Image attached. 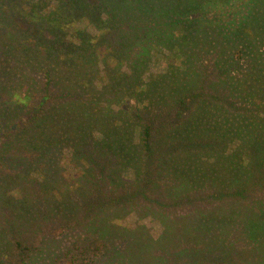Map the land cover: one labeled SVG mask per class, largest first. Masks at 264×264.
<instances>
[{"label": "trees", "instance_id": "1", "mask_svg": "<svg viewBox=\"0 0 264 264\" xmlns=\"http://www.w3.org/2000/svg\"><path fill=\"white\" fill-rule=\"evenodd\" d=\"M131 9L140 11L141 21L129 24L131 19H127L132 17ZM189 9H195L200 17L188 16L186 11ZM101 10L106 12L107 17L100 19L99 27L105 25L111 28L122 19L126 21L123 32L113 28L117 38L113 44L109 41L114 57L126 62L131 70V80L123 82V85L135 80L134 69L147 60L150 43L158 39L163 43L174 42L175 33L170 39L167 36L174 28L183 34V42L191 43L182 44L181 49L176 48V56L190 67L198 62L206 64L204 72L207 71V76L203 80H206V88L212 93L205 104L202 101L200 106V100L196 98L200 94L189 90L195 86L191 81L185 87L191 93L186 92L178 98L171 108L176 115L166 124L139 115L138 143L144 154H150L154 147L167 154L170 148H177L178 143L181 146V158L173 165L171 173L160 174L161 177L152 181H142L135 172L126 192L129 204L134 203L140 210L155 211L163 227L162 234L150 241V238L141 240L128 231H122L123 246L130 245L131 254L122 252L123 247L111 238L106 246L102 245L107 248V254L99 255L97 251L101 242L94 240L97 242L96 246H92L95 254L87 261H81L70 245L87 238L82 235L94 234L99 239L100 235L108 238L113 236V232L117 233L113 228L111 232L105 224L115 207L102 202L92 216H80L72 221L71 235L44 234L28 245L22 237L35 235L44 225V217L51 219L61 215V211L77 212L76 201L64 203L65 200H56L55 192L60 191H49L47 185L51 183L42 175L43 180H31L27 184L30 189L38 187L42 191L40 198L36 193L22 198L19 187V198L4 199L0 194V236L4 239L8 234L16 237L13 240L15 247L26 251V258L21 264H264V0H50L49 3L45 0H0V26L4 23L14 26L15 17L26 16L38 22V40L42 41L44 31L54 39L62 40L63 34L59 30H64L65 38L78 42L62 40L56 47L58 53L64 45H70L74 48L72 52L77 53L81 49L85 57L92 58L93 52L87 54L89 42L99 46L104 44L98 35L91 36L88 41L75 26L79 20L77 16ZM199 21L202 23L196 26ZM0 31V49L10 48L11 45L6 44V35ZM17 36L23 38L19 31L10 35L13 38ZM193 39L199 42V47ZM175 42L179 43L177 39ZM20 50L25 54L28 52L24 46ZM35 54L33 50L29 53L31 58H27L32 63ZM69 66L65 67V72L74 75L81 72ZM34 68L28 72L36 70ZM6 69L0 67V76ZM49 70L46 68L43 71L44 95L24 116L27 126L20 119L17 123L22 126L21 132L1 141L0 163L18 173L22 165L30 166L32 163L28 152L38 150L39 156L34 159L48 160L51 171L55 166L51 165V159L55 157L62 136L74 139L75 149L71 156L84 152L96 162L90 163L82 156L90 165L87 170L79 160H75L77 158L70 157L81 173L76 175L78 184H70L69 180L66 184L74 192H83L77 196L84 199L91 195L90 184L94 181V173L89 174L97 166L99 172L114 173L115 169L107 164L113 157L128 159L130 146L128 142L121 141L117 126L108 123V118L102 120L99 113L95 115L71 100L66 101V97L70 98V86L56 79ZM35 72L41 74L40 71ZM190 75L197 84L195 73ZM0 83L6 85L4 80ZM52 88L61 102L46 116L52 101ZM13 94L14 99L10 94L5 95L4 91L0 92L1 112L13 111L16 106L18 110L19 104L23 105L29 97L27 93H24L25 96L16 91ZM39 111L43 116L37 115ZM187 120L191 121V125L187 124ZM90 122L99 124L101 132V138L95 144L90 143L94 140ZM167 127L173 129L164 136L158 133ZM166 136V144H156ZM231 141L232 146L226 151L225 145ZM88 146L90 149H87ZM200 149L213 150L216 160L204 166L197 152ZM160 161L161 165L163 157ZM232 162L238 164H235L237 168L232 167ZM244 163L245 167L241 166ZM137 165L136 162L134 166ZM184 166L187 174H181ZM108 186L109 191L114 192L118 183L112 178ZM136 191L139 193L134 195ZM204 194L209 195L210 200L200 199ZM29 207H33L34 214H28ZM135 238L140 242L132 243ZM151 242L155 243L154 247ZM31 245L35 246L32 248ZM139 249L148 251L147 256L135 259L133 252L139 254Z\"/></svg>", "mask_w": 264, "mask_h": 264}, {"label": "rangeland", "instance_id": "2", "mask_svg": "<svg viewBox=\"0 0 264 264\" xmlns=\"http://www.w3.org/2000/svg\"><path fill=\"white\" fill-rule=\"evenodd\" d=\"M45 1H48L49 3L50 0ZM195 11V9H189L186 11V14L188 16H194L193 18H196L195 16L200 17V15H196ZM139 13L140 11L138 9H131L132 17H135L136 20L132 17L128 18L127 20L131 19L129 24L137 23L139 20H142V18H139L142 17ZM190 13H192V15H190ZM77 17L79 20L75 27L79 29L81 35L88 38V41H90V38L92 39L91 36L98 35L101 39L100 41L104 44L99 46L98 44L92 45V42H89L90 48L87 54L93 52L94 54H92V58H89V56L88 58L85 57L81 49L78 50L80 53L72 52L74 48L70 45H64L58 53L56 47L62 40L65 42L70 41V43L75 44L78 42L71 41L69 37L65 38L66 32L64 30H59L63 34L62 38H60L62 40L54 39L51 37V34L46 31L43 32L42 41L38 40L40 32V29L37 27L38 22L26 16L15 17L14 26L7 23L0 26V29L4 35H6V44L8 46L11 45L8 49H0V67L7 68L4 70V74L0 76V81L4 80V82H6L5 86H2L0 83V92L4 91L5 95L10 94L13 99V93L15 91L23 96H25L24 93H27L29 96L28 100H26L23 105L19 104L20 106L18 110H16V106L13 111H0V148L3 139H9L14 133L18 131L21 132L22 126L17 123L20 119H22L23 124L27 126V120L24 116L30 112L31 107L37 104V101L45 93V78L43 71L47 68L48 70H51V74L56 77V79H60L70 86V98L66 97V101L71 100L74 103H77V105L86 108L88 112L95 113V115L99 113L102 120L103 118H108V123L112 122L114 126H117V131L120 132L122 137L121 141L124 143L128 142L130 146V154H127L128 159L113 157L114 159L107 165L112 169H115L114 173H110V171L109 173L108 171L99 172L97 171V167L99 168V166L96 165V169L89 174L91 175L94 173V181L90 184L92 185L90 191L91 195L87 198L81 199L77 194L81 195L83 192H74L66 184V181L68 180L70 184H78L76 182V175L81 173L80 168L72 163L70 157H72V159L77 158L75 160H79L87 170H89L90 165L88 166V163L84 161L82 156L87 158L90 163L96 164V162L93 158H89L84 152L78 153L76 157H73V155L71 156L73 148L75 149V141L74 139L69 140L65 136H62L60 146L55 151V157H52L51 159V165H55L52 167L51 171H49L50 164L48 160L34 159L36 156H39L38 150L28 152V156L32 157V163L30 166L22 165L18 173L11 171L8 167L0 163V194L4 199H9L13 196L19 198L20 191L17 187L21 190L22 198L30 193L39 194L42 191L38 187L30 189L27 184L31 180H41L42 178L40 176L43 175L45 179H47V182L51 183L47 185L49 191H60H54L56 193L55 196L57 195V201L61 202L65 200L66 202L64 203L71 201L77 202V205H75L77 209L76 213L61 211L59 212L61 215H57L51 219L50 217H44V225L37 230L35 235H28L26 238L22 237L26 244L40 239L44 234L71 235L73 231V226L71 224L72 221H76L80 216H92L102 202L115 207L112 215L108 218L105 224L111 232L113 228L117 233L113 232V236L108 238L107 236L104 237L100 235L99 239H97L94 234L82 235V237L87 238H83V241L80 239L78 242L70 245V249L74 247L73 253L77 254L81 261H87L92 254H95L94 248L92 247L96 246L97 242L95 241H98L99 243L101 242L99 244L101 247L97 251L99 255L104 252L105 255L107 254V248L102 245L106 246L111 238L115 243H119V245L123 247V249H121L122 252H132L133 250L130 245L125 244L123 246L124 240L121 234L122 231H128L129 234L132 236H138L141 240H149L150 238V241L152 238H159L162 234L163 227L158 221L155 211L150 209L140 210L134 203L129 204L126 192L129 188V182H133L135 172L137 173V177L142 181L146 179L152 181L156 177H161L160 174L166 175L171 173L174 168L173 165L181 158V146L178 143L177 148H170L171 150H168L167 154L161 153L157 147H154L150 154H144L141 144L138 143V135L141 126V118L139 115L143 118H148L153 122H162L166 124L176 115V112L172 111L171 108L174 107V104L179 97L191 93L189 90H191L192 93L200 94L196 97L197 100H200V106L203 104L202 101H204V104L208 101L206 98L212 92L206 88V80H203L207 76V71L204 72L206 69L204 66H206V64L197 61L198 64L190 67L187 66L186 62L184 60L182 61L179 56H176V48L181 49L182 44L184 43L191 45V43L182 41L183 34L180 33L178 28H174L167 33L169 39L172 35L174 36L175 33L173 43H170L169 41H166L168 43H163V41L159 39L156 42L150 43V47L148 46L149 55L146 56L148 57L147 60L143 62L142 66L134 69L135 80L130 84L123 85V82L131 80V70L126 62L122 60L118 61V59L114 57L113 50H111V43H109V41L112 42V44L115 42L117 36L114 31L119 28L123 32V25L126 21L122 19L111 28H108L105 25L99 27L100 19H105L107 17L106 12L102 10L96 13L90 12V14H81ZM201 23L202 22L199 21L196 26ZM115 25L120 26L116 27ZM210 27L213 29L218 28L215 26ZM13 31H19V33L23 35V38L20 39L19 36H17V38L10 37ZM184 31H186V29H184ZM176 39L179 41L178 44H175ZM192 41L197 47H199V42H196L194 39ZM118 43L120 42L118 41ZM21 46H24L28 50L26 54L20 50ZM33 50H35L36 54L35 60H33L32 63V60H28L27 58H31L29 53ZM40 60L42 62H40ZM67 65H70L69 67L72 66L73 69L76 67L78 68V71L81 72H78L77 75H74L72 72H65V67ZM32 68L36 70L28 72ZM35 71H40L41 74ZM121 73H123L122 77ZM191 73H195L194 77L197 79V84H195L196 80L192 78L193 75H190ZM10 79H12L11 81L13 82H10ZM118 79L119 82L117 81ZM191 81H194L193 85L195 86L194 88L187 90L185 87H188ZM182 87L184 88V91H182ZM51 99V107L50 105L47 107L48 110L46 116L49 114L50 109H56L61 102V99L57 92H55L54 88L51 89ZM137 111L141 113L136 115L135 113ZM186 113L188 115V109L186 110ZM37 115L43 116L40 111L37 112ZM187 124L191 125V121L187 120ZM90 125L91 133L94 135V140H90V143L95 144V141L101 138V132L98 128L99 124H91L90 122ZM171 129H173V127H167L159 130L158 133L164 136ZM166 138L167 136L164 139L159 140L161 142H154H156V144L162 143L164 145L167 143L165 140ZM231 146L232 141L225 145L226 151H229ZM85 148L86 146L82 149ZM87 149H90V147L88 146ZM197 152L200 154L199 158L204 166L211 162L213 163L214 160H216V154L214 155L213 150L211 149H200ZM220 153H222V150ZM162 157L164 162L160 165L159 163L161 162L160 160ZM133 162H135V164L137 162L138 165L134 166L135 164H133ZM235 164L236 163L232 162L233 168H237L236 165L238 164ZM245 165L246 164L244 163L241 166L245 167ZM162 168L163 171L161 173ZM5 174L8 176H5ZM105 174L107 175L105 176ZM181 174H187L185 166ZM112 178L118 183V188L114 192L109 191L108 186V182ZM58 193L60 194L58 195ZM138 193L139 191H136L134 195ZM200 199L210 200V196L204 194L203 196H200ZM5 207L4 211L6 213ZM29 209V215L35 213L33 207H29ZM0 238V262L3 264H21L22 261H24V258H26V251L22 252L15 247L13 240L16 237L8 234L6 239H4L3 236H0ZM131 242L136 244L139 243L140 240L135 238ZM154 245L155 243L151 244L152 247H154ZM34 246L35 245H31L32 248ZM133 253L135 259H139L144 256L146 257L148 251L139 249V254L137 252Z\"/></svg>", "mask_w": 264, "mask_h": 264}]
</instances>
